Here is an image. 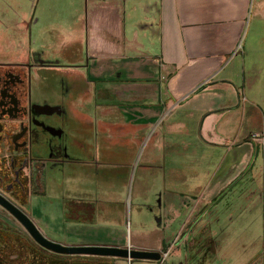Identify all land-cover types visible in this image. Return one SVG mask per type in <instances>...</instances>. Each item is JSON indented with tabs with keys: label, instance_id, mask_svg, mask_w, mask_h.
<instances>
[{
	"label": "crops",
	"instance_id": "1",
	"mask_svg": "<svg viewBox=\"0 0 264 264\" xmlns=\"http://www.w3.org/2000/svg\"><path fill=\"white\" fill-rule=\"evenodd\" d=\"M0 63L58 108L26 204L46 238L264 264V0H0Z\"/></svg>",
	"mask_w": 264,
	"mask_h": 264
},
{
	"label": "flooded vegetation",
	"instance_id": "2",
	"mask_svg": "<svg viewBox=\"0 0 264 264\" xmlns=\"http://www.w3.org/2000/svg\"><path fill=\"white\" fill-rule=\"evenodd\" d=\"M26 67L0 63V195L16 206L28 202L35 164L32 149L38 138L45 141L50 157L61 148L59 138L46 129L50 116L42 114L43 109L36 106L40 103L32 102ZM81 256L42 247L0 205V264H111L108 257Z\"/></svg>",
	"mask_w": 264,
	"mask_h": 264
},
{
	"label": "water",
	"instance_id": "3",
	"mask_svg": "<svg viewBox=\"0 0 264 264\" xmlns=\"http://www.w3.org/2000/svg\"><path fill=\"white\" fill-rule=\"evenodd\" d=\"M36 106L42 108L44 111L42 112V114H45L47 116H53L54 113H56V111L58 110V108L49 106L48 104H44V105L37 104ZM34 125L36 124L34 123ZM46 129L48 132H50V134L56 135L57 137L59 136V133L53 132V130H57L56 126L48 125ZM39 138L35 146L38 152L41 151L45 145V141L43 140L39 141ZM0 205L20 223V225L34 238V240L37 243H39L42 247L50 250L51 252L61 253L66 255H89V256L109 257L114 259H119V258H125V259L138 258V259H154V260L160 259L159 252L133 250L130 249L129 247L106 246V245L103 246L63 245L61 243L46 238L24 211H22L18 206L14 205L12 202H10L2 195H0ZM251 264H260V261L258 259L253 261Z\"/></svg>",
	"mask_w": 264,
	"mask_h": 264
},
{
	"label": "rangeland",
	"instance_id": "4",
	"mask_svg": "<svg viewBox=\"0 0 264 264\" xmlns=\"http://www.w3.org/2000/svg\"><path fill=\"white\" fill-rule=\"evenodd\" d=\"M148 15H150V12L148 11L147 12V16ZM150 22V21H149ZM146 23H148V21L146 22ZM22 211H24L28 216H29V210H28V206H18ZM34 214H36V216H39V212H37L36 211V213H34ZM260 242V241H259ZM230 243H232V246H233V250H235V247L239 250V248L241 247V245H242V243H244L243 241H232V242H230ZM245 244V243H244ZM250 244H252V246H253V251H257V246H258V241H250ZM257 245V246H256ZM255 246H256V248H255ZM251 247V245H249V248ZM246 251V250H245ZM253 251H251V252H253ZM243 253H245V252H243ZM241 260H244V258L242 257V258H234V257H232V258H229L228 260H227V262H226V264H237L239 261H241ZM202 261H200V263H201ZM223 263H224V261H223ZM225 264V263H224Z\"/></svg>",
	"mask_w": 264,
	"mask_h": 264
},
{
	"label": "built area",
	"instance_id": "5",
	"mask_svg": "<svg viewBox=\"0 0 264 264\" xmlns=\"http://www.w3.org/2000/svg\"><path fill=\"white\" fill-rule=\"evenodd\" d=\"M254 137H259V139L261 140L262 144L264 145V136H258V135H255ZM168 252L169 251H166V252H163L161 255H160V259L158 260V264H164L165 260H166V257L168 255Z\"/></svg>",
	"mask_w": 264,
	"mask_h": 264
}]
</instances>
